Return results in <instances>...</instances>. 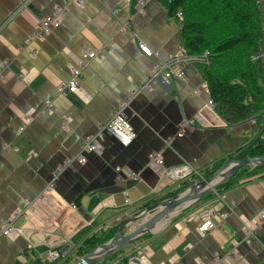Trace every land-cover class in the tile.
I'll return each instance as SVG.
<instances>
[{"label":"crops","instance_id":"crops-1","mask_svg":"<svg viewBox=\"0 0 264 264\" xmlns=\"http://www.w3.org/2000/svg\"><path fill=\"white\" fill-rule=\"evenodd\" d=\"M24 1L0 0V264H77L76 251L90 236L112 238L143 207L197 178L193 173L180 179L178 173L188 168L203 175L236 158L264 126L263 118L226 124L207 105L204 65L191 63L183 68V81L153 83L126 108L129 146L105 136L100 153H84L80 165L83 139L148 80L155 64L175 53L181 28L168 0H146L142 15L138 0ZM258 3L264 67V0ZM56 9L64 10L60 27L38 39L40 20L55 17ZM87 53L94 57L85 61ZM80 61L86 62L78 80L85 96L66 89ZM151 153H161L163 174L147 165ZM255 168L240 169L234 180ZM212 194L179 208L117 251L111 264L123 256L127 264H214L217 256L221 264H264V225L245 235L264 214V179ZM209 211L214 227L200 234ZM16 213L25 217L14 220L11 236H2L5 221ZM48 251L62 255L50 261Z\"/></svg>","mask_w":264,"mask_h":264},{"label":"trees","instance_id":"trees-1","mask_svg":"<svg viewBox=\"0 0 264 264\" xmlns=\"http://www.w3.org/2000/svg\"><path fill=\"white\" fill-rule=\"evenodd\" d=\"M178 12L182 16L179 23L181 47L189 56H206L203 80L215 113L228 125L263 116L264 67L259 57L262 27L258 0H172L171 13L174 18ZM262 134L264 126L250 144L236 153L238 160L264 158ZM224 162L201 175V178L211 177ZM263 170L264 167L244 170L242 180L235 181L233 177L228 183L219 186L215 193L221 194L238 183L263 180ZM189 185H181L170 194L171 197ZM212 196L209 193L202 199L208 201ZM147 208L143 207L138 214ZM109 236H90L77 249L75 256L83 257L97 245L107 242L111 238ZM114 255L99 264H111L116 260H113ZM120 259L118 264H127L126 257Z\"/></svg>","mask_w":264,"mask_h":264},{"label":"built area","instance_id":"built-area-1","mask_svg":"<svg viewBox=\"0 0 264 264\" xmlns=\"http://www.w3.org/2000/svg\"><path fill=\"white\" fill-rule=\"evenodd\" d=\"M24 4L25 1L21 0ZM171 2L172 0H168ZM146 0H138V7H137V13L142 15L144 13ZM64 16V10L63 9H56V15L52 18H43L40 20L39 26L36 30V37L38 39H41L47 35H49L53 30L60 27L62 23V19ZM175 19L180 23L182 21L181 13L178 12L175 15ZM139 49L145 55L146 57H151L152 52L144 45L139 44ZM93 53H87L83 56L84 60L89 58H93ZM191 63H202L204 66L206 64V56H189L185 53L184 49L182 47H179L175 53L168 56V58L160 63L155 64L152 72L148 78V80L145 81L144 84L139 85L130 93V96L128 99H125L121 102L119 108L115 110L112 114L109 120L101 125V127L96 131L95 134L89 135L85 137L82 141L81 145V152L78 154V157H76V162L80 165H84L86 163V159L84 157V153H100L102 149V141L105 136H111L115 138L122 146L127 147L132 143L133 134L131 131V127L128 123V120L125 116V110L129 106V104L132 102L134 98H136L142 91H151L153 89V83H168L171 80H184V72L183 68ZM86 65V62L80 61L78 64V68L74 69L71 72V79L66 85V89L70 93H79L83 96H85V93L83 89L79 85V75L80 70ZM2 76V70L0 69V78ZM207 105L209 107H212L211 101H208ZM264 117V112H263ZM186 129V125L180 128L179 133L177 134V137L180 138L183 136V131ZM264 136V134H262ZM71 160H68L64 166L59 169L56 173L52 175V180L47 184L46 188L43 191V194L45 196L46 193H48L51 188L52 184L57 180L61 173L68 168V166L71 164ZM147 165L151 169H161V173L163 174L165 171L163 170V161L161 157V153H151L148 156V163ZM119 170L116 169V172ZM195 173V175H198L196 171H193L192 169L186 168L185 171L178 173V178H186L187 176ZM127 178H133L132 175H126ZM126 202H128L126 200ZM17 217H25L22 215V213H16L12 216H10L4 223L2 229H1V235L2 236H11L14 233V227L13 222ZM221 219H225L226 215H221ZM262 225H264V214H260L257 219L255 220L254 225H252V229H246L245 235L247 237L252 235L253 230L259 229ZM214 225L211 220V211L206 212L202 215V225L198 229V232L200 234L206 232L207 230L213 228ZM47 259L50 261L56 260L59 258L62 253L56 252V251H48L47 253ZM222 258L216 257L214 264H221Z\"/></svg>","mask_w":264,"mask_h":264},{"label":"water","instance_id":"water-1","mask_svg":"<svg viewBox=\"0 0 264 264\" xmlns=\"http://www.w3.org/2000/svg\"><path fill=\"white\" fill-rule=\"evenodd\" d=\"M260 118L262 116L258 117V119ZM249 166L264 167V158L238 160L237 157H234L227 160L211 177L193 180L185 190L176 196L155 203L131 220L123 222L109 241L97 245L77 264L101 263L107 257L133 244L144 235L152 233L155 229L154 224L164 216L172 217L179 208L215 192L219 186L228 183L240 169Z\"/></svg>","mask_w":264,"mask_h":264},{"label":"bare ground","instance_id":"bare-ground-1","mask_svg":"<svg viewBox=\"0 0 264 264\" xmlns=\"http://www.w3.org/2000/svg\"><path fill=\"white\" fill-rule=\"evenodd\" d=\"M170 215H166L164 216L162 219H160L159 221H157L154 226L155 229L158 228L160 226V224H164L168 219H169Z\"/></svg>","mask_w":264,"mask_h":264},{"label":"rangeland","instance_id":"rangeland-1","mask_svg":"<svg viewBox=\"0 0 264 264\" xmlns=\"http://www.w3.org/2000/svg\"><path fill=\"white\" fill-rule=\"evenodd\" d=\"M188 183H189V182H188ZM107 258H108V257H107ZM107 258H106V259H107ZM103 261H104V260H103ZM103 261H102V262H103Z\"/></svg>","mask_w":264,"mask_h":264}]
</instances>
